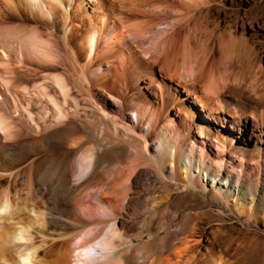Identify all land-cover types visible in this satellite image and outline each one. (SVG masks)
I'll return each mask as SVG.
<instances>
[{
  "label": "bare ground",
  "instance_id": "6f19581e",
  "mask_svg": "<svg viewBox=\"0 0 264 264\" xmlns=\"http://www.w3.org/2000/svg\"><path fill=\"white\" fill-rule=\"evenodd\" d=\"M0 1L9 7L27 5L31 0ZM39 2L52 21L55 14H61L65 44L83 58L88 89L96 90L109 109L118 102L121 122L111 119L114 132L121 124L126 130L123 135L135 145L127 153L129 159L117 162L103 179H95L106 170L101 167L99 172L98 153L89 155L78 149L49 157L66 174L61 187L85 190L97 186L86 204L92 211L102 212L106 220L93 221L73 201L66 211L68 222L61 224L71 230L47 236L50 243L34 246L27 237L25 243L16 241V223L26 229H43L46 219H37L45 217L40 211L32 218L25 216V207L29 212L38 203L20 204V198L10 194V184L0 203V263L121 264L115 261L121 258L120 250L118 256L103 260L93 252L101 244L99 232L105 246L124 243L116 219L127 208L124 202L132 179L143 158L150 157L148 143L152 141L157 144L160 166L167 163L173 179L184 187L201 191L248 220L258 211L264 212V67L257 62L254 44L244 32L246 19L264 17V0ZM25 37L22 42L28 50L43 47L44 52L49 45L40 37ZM60 78L54 80L66 95L68 87ZM6 119L0 114V130L9 138L11 126ZM68 130L55 137L62 138ZM247 192L253 199L246 207L239 200ZM148 198L149 208L155 209L166 195L154 191ZM186 239L169 252L176 257L174 261L167 262L163 258L167 254L155 255L148 264H195L200 256L191 253L194 243L188 244ZM220 257L219 261L213 258L212 264H226Z\"/></svg>",
  "mask_w": 264,
  "mask_h": 264
},
{
  "label": "rangeland",
  "instance_id": "374dc122",
  "mask_svg": "<svg viewBox=\"0 0 264 264\" xmlns=\"http://www.w3.org/2000/svg\"><path fill=\"white\" fill-rule=\"evenodd\" d=\"M41 7L39 0L9 7L0 1V114L5 115L11 126L9 138H4L0 130V203L5 200L10 184L13 188L10 194L17 200L20 198L16 203H38V207H28L31 212L25 207L24 215L32 218L39 211L45 212L44 218L43 215L37 217L46 219L43 229L41 226L26 229L15 224L16 241L30 240L34 246L50 243L47 236L71 230L61 224L68 222L66 211L73 201H77L78 208L93 221L104 218L102 212L92 211L86 204L97 186L93 184L86 191L61 187L66 174L59 172L49 157L78 149L89 155L98 153L99 172L101 167L106 170L97 173L95 179H103L110 175L117 162L129 159L127 153L134 151L132 145H135L123 135L126 130L121 124H117L118 130L114 132L111 119L121 122L118 102L112 103L109 109L96 90L88 89L89 76L83 58L65 44L61 14H55L56 20L52 21V16ZM258 19H246L244 32L254 44L257 62L264 67V17ZM29 35L49 44L44 52L43 47L29 50L24 47L22 41ZM57 76L64 78L68 87L66 95L56 85ZM65 128L68 132L56 138ZM123 138L127 140L125 144ZM148 145L150 157L143 158V165L135 173L124 202L127 208L116 219L117 232L126 241L108 247L99 232L101 244L94 255L103 260L121 252V258L116 257L117 263L148 264L153 256L167 254L162 257L172 262L176 257L169 252L180 247L187 238L188 244L194 243L191 253L200 256L195 264H212L213 258L217 261L220 256L226 264H264V212L260 210L248 220L209 200L201 191L184 187L173 179L167 163L160 166L156 142ZM16 171L19 173L13 177ZM154 191L163 193L166 198L157 208L150 209L148 197ZM244 195L239 203L247 207L253 198L248 192Z\"/></svg>",
  "mask_w": 264,
  "mask_h": 264
}]
</instances>
